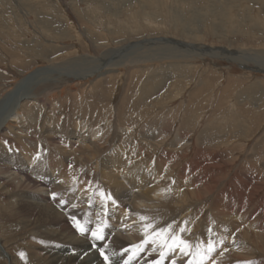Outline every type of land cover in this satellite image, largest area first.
Listing matches in <instances>:
<instances>
[{"label":"rangeland","instance_id":"1","mask_svg":"<svg viewBox=\"0 0 264 264\" xmlns=\"http://www.w3.org/2000/svg\"><path fill=\"white\" fill-rule=\"evenodd\" d=\"M159 38L264 54V0H0V97L39 66L71 62L73 68H78L73 61L79 59L86 68L96 63L93 60L132 46L129 54L138 55L141 61L107 72L89 83L74 75H45L48 78L32 90L39 99L24 105L27 115L36 117L40 139L44 140L45 131L54 127L52 133L60 143L70 146L68 133L62 132L64 126L72 131L76 122L85 121L82 129L81 122L77 123V132L88 133L97 124L103 131L100 137L92 134L86 142L99 143V155L91 159V167L96 168L104 157L115 152L120 143L118 135L126 131L125 124L132 128L125 133L124 145L143 143L154 148L159 144L155 134L166 131L164 147L176 154L164 159L162 168L171 183L161 197L159 192L153 194L159 203L150 214L152 220L161 219L164 224L159 227L187 221V214L181 215L176 207L167 209L165 203L176 184L189 193L194 190V181L203 198H191L197 211L191 221L197 227V235H192L193 228L185 233V238H222L224 243L214 256L217 264H264V70L255 68L264 57H248L247 65L242 66L225 58L219 50L193 57L185 50L191 46L174 48L173 44L143 41ZM77 86L86 88L79 97L74 96ZM62 91L69 93V97L62 98L66 103L55 100L50 107L41 105ZM6 108L1 110L0 118ZM15 116L8 115L5 121L11 120L8 136L16 140L22 135L16 131L25 125L20 121L27 117ZM142 129L151 132L148 140L142 136ZM130 131L134 137L128 135ZM0 151L10 155L8 149ZM153 152L149 158L153 156L156 165L159 155L156 157ZM144 167L146 178H152L149 184L153 180L159 182L162 177L156 176L155 169H148L146 164ZM182 170L188 172L183 182L177 178ZM16 189L9 182L0 183L4 217L0 235L9 253L6 258L0 251V264H56L51 258L47 260L49 248L40 244L37 237L44 226L42 217L35 213L29 221L22 206L32 193ZM215 201L229 208L225 209L232 215L227 229L215 219H219L212 210ZM238 204L245 210H238ZM237 212L244 213L243 220ZM225 244L232 246L229 255L222 250L227 248ZM100 248L94 249L100 254ZM20 252L26 253V260L20 258Z\"/></svg>","mask_w":264,"mask_h":264},{"label":"bare ground","instance_id":"2","mask_svg":"<svg viewBox=\"0 0 264 264\" xmlns=\"http://www.w3.org/2000/svg\"><path fill=\"white\" fill-rule=\"evenodd\" d=\"M143 41L152 44H173L174 48H178V46H191L185 50L187 55H191L193 57L197 55H207L211 53L214 54V49L219 50L218 52L225 58L232 61H238L242 66L247 65L246 63H248L249 60L248 57L254 58V56L258 54L264 57V54H262L260 51H245L240 49L233 50L227 47L213 48L207 45L197 44L187 45L181 41H176L173 39L170 40L159 38L156 40L147 39ZM131 47L132 46L126 47L122 51H114L107 58L104 56V58H98L97 60L100 62L93 60V62L95 61L96 63L86 68L85 64H82V60L79 61V59L78 61H73V63L75 62L79 65H77L78 68H73L71 62H69L67 65L54 63L46 66H39L31 72L26 73L25 76H23L18 82H15V84L8 88V90L5 91L0 97V112L5 106H7L5 115L0 118V149H8L10 153L9 155L4 151H0V183L9 182L12 186L17 188L16 190L24 189V191L32 193L30 200L22 202V206L29 214V221H31L32 216H34L35 213L42 217L44 226L41 229L42 232H39L38 235H36L40 238V244H45L49 248H47L48 251L46 252L49 255L47 258H49H45L47 260L51 258L56 264H106L103 257L101 259L98 250L95 251L100 247L104 249L107 255H109L112 264H124L126 260L129 261V264H151L154 260L160 259L161 250L157 247L156 250L153 251L154 246L151 244L147 245L145 247V251L140 253L138 256H133L131 260H129V257L132 256L133 252L135 251L133 246L140 245L145 238L141 222L139 221V216L145 215L151 217V212L154 211L155 206L157 207L159 203L156 202V198H153V194L155 192H159L158 195L161 197L165 193V189H168L171 183V179L169 180L168 175L162 167L165 166L164 159L168 155L173 156L176 153L174 154V152L164 147L166 142L164 134L166 131L159 130L160 133H158V135L155 134V138L158 139L157 142H159V144L156 145L157 147L151 148L147 145L143 146V143L138 144L137 146L129 143L124 145V138L127 137L125 133L127 132V129L129 130L132 128L129 123L125 124L124 126L126 131L118 135L120 143H117L113 155L107 156L106 158L104 157V160L101 163H98L100 167L97 166L94 168L91 167V159L99 155V151L97 149V145H99V143L94 141H91L90 143L86 142L87 140L91 139L90 136L92 134L96 136V138L100 137L103 131L102 129H99L97 124H95V126L92 127L88 133H82L81 130L80 132H77V126L83 125L81 127L82 129L84 127V123H86L85 121H83L84 123H82V121H78L81 122L79 125L77 124L78 122H76L74 130L72 131H68L67 126H64V130H62V132H66L69 135L68 142H70V146H67V144H61L60 139L54 135V133H52L55 130L54 127L48 131H45L46 133L42 136L43 138L45 137V139L41 140L39 137V130L36 129L38 125V122H36V117L28 116V113L25 110L26 108H24V105H26L25 103H28L27 101L39 99L33 95L32 90H34L33 88L38 86L40 82H43L48 78L45 77V75L52 73H58L60 75H74L77 78L83 79L85 82L87 81L89 83L106 74L107 72L119 70L123 67H126L128 64L141 61L138 55H136L137 57H134V55L132 57L131 54H129L130 51L128 50ZM257 62L260 64H256L255 68L258 70H264V61ZM74 90L75 93L78 91V93L74 95L77 97L86 92V88L81 86H77ZM67 97H69V93L67 91H62L60 94H56L51 97L49 102L42 101L41 105L43 107H50L55 100H57L59 104H62V98ZM64 102L66 103V101H63V103ZM13 114H16V118L21 115H25L27 117L25 121H20V123L25 125L21 127L22 129L19 128L18 131H16L17 133L22 134L18 137H15L16 140L8 136L11 127V120L7 119L5 121L8 115L11 116ZM115 114L119 116V111L116 110ZM45 115H47V112ZM32 117L34 119H32ZM30 118L31 121H29ZM144 128L145 127L143 126V129ZM143 129L141 134L145 140H148L147 138L151 137V132ZM128 135L130 137H134L135 133L130 131L128 132ZM4 138L7 139L6 142H3L5 141ZM177 140H180L179 142L183 143L181 142V138H178ZM180 147L178 148L181 149ZM139 148L140 150H138ZM153 150V153L156 157L159 155L156 165L154 163V158L152 159L153 156L149 158ZM125 151H127L126 156H124ZM18 152L21 153L19 154ZM17 154L19 155L16 158ZM178 155H180L181 158V154L177 153V156ZM108 163H110V166H107L109 165ZM145 164L148 169H155L157 173L156 176L158 178L162 177L159 179V182L153 180L149 184L148 180H151L152 178L151 175L146 178V167H144ZM69 165H71L70 168ZM85 167H89V169L85 170ZM99 172L101 174H99ZM114 173H116V175ZM187 174L188 172L184 173L183 170L181 172L179 171L177 173V178L179 176V178H181L180 180L183 182L185 179H187V176L185 177ZM119 179H121V181ZM89 185H91V188ZM193 186L194 190H190L191 193H186L184 192L182 185L176 184L175 191H173V193H171L166 198L165 204H167L169 207L167 209L176 207L181 215L187 214V218H185V216L181 217H184L188 221V229L191 230L194 228L193 231L195 232L192 235L195 237L197 235V227L195 224L193 226L191 221L195 217V214H197V211L193 208L194 204H192L193 200L191 198L195 197L200 199L203 198V194L194 181ZM99 190L111 192L112 196L116 198L120 206L117 208L109 204L108 214L104 215V209L99 196ZM53 192L59 194L55 200L51 195ZM89 200H91V204H89ZM8 201L11 204L13 203L12 200ZM88 204L89 206L86 207ZM214 204L215 208L212 210H214V212L219 216V219H217V216L215 219L219 220V226L227 229V224H229L231 215L225 210L229 209L227 204H223V208H219L221 205L217 201H215ZM241 204H238V210H245V208H242L243 205ZM59 208H64L65 210L62 211ZM218 210L220 211V214H218ZM71 212L74 214H71ZM83 213L84 216L81 218ZM121 215L126 217L121 219ZM152 215L154 218V213H152ZM237 215L242 220L245 217L244 213L242 212H237ZM73 216H76L82 224H84L85 221H88L85 226L89 228L90 231L86 234V237L80 235V232L72 220ZM3 218L4 217L0 209V231L2 229ZM163 218L165 219V217ZM155 219L157 227L164 224L160 223V221H162L161 219H158V221L156 217ZM102 221L107 225L104 231L105 239L95 240L90 235L91 230L95 229L96 224L101 223ZM130 221L132 224H129ZM182 224L183 223L178 225L175 224V226L177 225L176 228H178ZM227 237L230 238L231 236ZM189 240L192 241L193 239L190 237ZM197 240H200V238L196 237L195 241ZM195 241L193 240L194 243ZM224 247H227L226 249H228L225 252L227 254L230 253L232 246L230 247L225 244ZM125 248H128L129 252L125 253ZM0 251L2 254H5L4 256L6 258H9V253L2 242L1 235ZM227 254L226 256L229 255ZM173 258L176 259L177 264H186L188 259L177 252L175 256H168L164 260L163 264H171V260ZM12 263L13 262L10 264ZM209 264H211V262H209Z\"/></svg>","mask_w":264,"mask_h":264},{"label":"snow or ice","instance_id":"3","mask_svg":"<svg viewBox=\"0 0 264 264\" xmlns=\"http://www.w3.org/2000/svg\"><path fill=\"white\" fill-rule=\"evenodd\" d=\"M89 187L91 188V185H89ZM51 195L55 200L59 194L53 192ZM99 196L102 201L104 215L108 214L109 204L117 208L120 206L119 202L112 196L111 192L99 190ZM89 203L91 204V200H89ZM72 220L81 235H85L90 231V229L85 226L88 221H85V223L82 224L76 216H73ZM139 221L141 222L145 238L140 245L133 246L135 251L133 252V255L129 257V260H131L133 256H138L140 253L144 252L145 247L151 244L154 246L153 251H155L157 247L161 250L160 259L154 260L153 264H163L164 260L168 256H175L177 252H179L183 257L188 258L186 264H209V262H211V264H217V260L214 259V256L217 253L218 247L222 246L224 243L222 238L217 241L209 236L207 240H197L194 243L193 241L185 238V233L190 231L187 227L188 221H184L178 228H174V225L176 224L175 221L165 227H157L155 221H153L151 217L145 215L139 216ZM106 226L107 225L103 221L101 223H97L95 229L91 230L92 238L95 240H104V231ZM207 231L212 233L211 228H208ZM213 235H215V233H213ZM227 250L228 249L226 248L223 249V251ZM99 251L106 264H112L109 255L105 253L104 249L100 248ZM124 252H129V249L125 248ZM220 254L222 255L223 252ZM19 256L21 259L26 260V253L20 252ZM124 264H129V261L126 260ZM171 264H177L175 258L171 260ZM244 264H253V262L247 261L244 262Z\"/></svg>","mask_w":264,"mask_h":264}]
</instances>
